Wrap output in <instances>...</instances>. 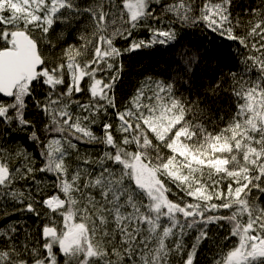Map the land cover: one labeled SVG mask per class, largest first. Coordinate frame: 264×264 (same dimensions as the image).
I'll return each mask as SVG.
<instances>
[{
  "label": "snow or ice",
  "instance_id": "1",
  "mask_svg": "<svg viewBox=\"0 0 264 264\" xmlns=\"http://www.w3.org/2000/svg\"><path fill=\"white\" fill-rule=\"evenodd\" d=\"M233 9L234 0H0V94L10 98L0 100V201L44 220L42 244L28 230L21 240L16 222L0 228V264H196L212 225H227L230 242L213 264H264V0ZM82 20L76 43L56 31ZM175 24H203L243 49L227 89L223 80L208 89L230 90L227 116L152 77L118 104L124 53L176 41ZM145 28L150 39L137 40ZM56 41L65 46L52 58ZM37 88L46 89L35 100L45 140L25 117ZM28 129L40 167L4 140ZM81 143L102 150L81 153Z\"/></svg>",
  "mask_w": 264,
  "mask_h": 264
},
{
  "label": "trees",
  "instance_id": "2",
  "mask_svg": "<svg viewBox=\"0 0 264 264\" xmlns=\"http://www.w3.org/2000/svg\"><path fill=\"white\" fill-rule=\"evenodd\" d=\"M163 2L169 3L171 0H163ZM196 3L199 5L201 0H196ZM257 3L258 0H234L233 13L234 15L236 13H241L245 9L255 7ZM83 22L82 20L74 25L72 29H64L63 25H59L56 31L60 32L63 30L64 40L68 43H76L78 37L77 29ZM200 26L204 25L200 24L195 26L198 29H195L192 34H187L185 31L186 26L175 24L174 27L178 33L176 41L166 45L156 44L152 47L141 48L129 52L127 58L124 53L122 57L124 66L123 72L116 87L118 104H127L130 98L135 94L141 82L145 81L148 77H152L156 80L174 83L177 94L189 100L199 98L202 104L209 103L213 115L227 116L230 114L235 107L234 98L231 96L230 90H221L217 95L212 96L208 92V89L213 87L216 82L220 80L224 81L223 88L227 89L230 83L228 73L241 70L240 60L242 58L241 54L243 53V49L236 42L223 38L218 33L202 32L199 29ZM133 36L137 40H149L151 33L145 28L135 31ZM191 36H194V38L192 37L193 40ZM129 42V40L117 39L116 45L123 49L128 47ZM56 45L55 49L48 50V55L52 58L59 55L60 49L65 46L64 41H56ZM184 53H191L196 57V62L190 67H186L182 60V54ZM105 75H107V73H105ZM45 93L46 89L37 88L34 93V99L29 98L26 101L27 109L25 110V117L33 122L35 130L42 140L48 138V134L44 132V125L47 123V120L43 112L35 106V100H43ZM82 95L80 97L82 100L87 99L86 93H84V95H86L85 97ZM0 100L7 102L10 99L7 100L0 96ZM112 119L115 123L114 115ZM13 127H15V125H13ZM95 127L102 133L99 124ZM31 130L32 129L25 131H8L4 136V140L10 145H21L27 148L35 157V166L40 167L43 164V160L39 155L40 146L28 138ZM0 131H4V129L0 128ZM88 146L92 149H88L85 144L81 143L79 145L81 153H88L95 156L102 150L98 145L88 144ZM37 175L38 177L43 176V174ZM46 178L48 180L52 179L51 176ZM25 183L24 181H20L16 184V187L24 189ZM48 191L52 192L55 191V189L49 188ZM5 207H7L11 213V215H9L11 222L18 223V218L14 216L16 213L11 208L13 207L12 201H0V211ZM21 207H23V205H21ZM35 217L36 216L33 214L28 213L29 222L35 225L31 230L33 232V230L37 228L38 233L34 236L42 243L43 241L40 239V229L44 220L43 218L40 219ZM38 226H40V229ZM227 230V225L222 228H217L215 225L209 227V236L211 239L204 241L200 246L196 264H213V259L214 257H218L220 249L225 246H230V242L223 239L227 234ZM195 235V231L189 234L186 238L189 243H191Z\"/></svg>",
  "mask_w": 264,
  "mask_h": 264
},
{
  "label": "bare ground",
  "instance_id": "3",
  "mask_svg": "<svg viewBox=\"0 0 264 264\" xmlns=\"http://www.w3.org/2000/svg\"><path fill=\"white\" fill-rule=\"evenodd\" d=\"M166 26V25H165ZM195 29H198L197 27H195V28H191V27H186L185 28V31H186V33L188 34V33H190V34H192V33H194V30ZM199 29L202 31V32H212L211 30H209V29H207L205 26H200L199 27ZM194 38V36H191V39L193 40V38ZM223 38H225V37H223ZM191 40V41H192ZM124 49V48H123ZM129 55V52H127V53H125V57L127 58V56ZM159 55V54H158ZM83 97H85L86 95H82ZM94 131L98 134V135H100V134H102V133H100L98 130H97V128L95 127L94 128ZM87 147H88V149H92L91 147H89L88 146V144H85ZM99 146V145H98ZM97 147V146H96ZM100 148L102 149V146H100ZM174 191H175V189H174ZM12 205H13V207H11L13 210L15 209V208H22L21 207V205H17V204H15V202H12ZM15 211V210H14ZM43 211V210H42ZM15 213L16 214H14V216H16L17 218H18V225H17V227L19 226L20 227V229H19V227H18V233H19V238L21 239V240H23L24 239V232H25V230H28V232H29V239L31 240V241H33V242H39V243H41L40 242V240L39 239H37V237H35L36 235H37V233H38V230H37V228L36 229H34L33 230V232H32V230H31V228L33 227V226H35L34 224H32V223H30L29 222V220H28V213L27 212H20V211H15ZM36 218V217H35ZM40 219H42V218H40ZM11 222V218L9 217V216H7V217H4V216H2V215H0V228H3V227H6L9 223ZM38 228L40 229V226H38ZM22 229V230H21ZM35 235V236H34ZM37 239V240H36ZM42 244V243H41ZM202 245V244H201Z\"/></svg>",
  "mask_w": 264,
  "mask_h": 264
},
{
  "label": "water",
  "instance_id": "4",
  "mask_svg": "<svg viewBox=\"0 0 264 264\" xmlns=\"http://www.w3.org/2000/svg\"><path fill=\"white\" fill-rule=\"evenodd\" d=\"M0 96L3 97L4 99H10V98H7V97L2 96V94H0Z\"/></svg>",
  "mask_w": 264,
  "mask_h": 264
}]
</instances>
